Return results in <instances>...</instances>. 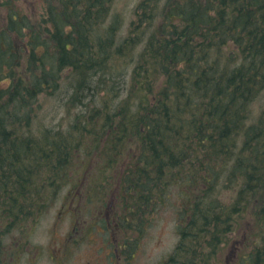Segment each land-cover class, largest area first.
Returning <instances> with one entry per match:
<instances>
[{
	"label": "trees",
	"instance_id": "obj_1",
	"mask_svg": "<svg viewBox=\"0 0 264 264\" xmlns=\"http://www.w3.org/2000/svg\"><path fill=\"white\" fill-rule=\"evenodd\" d=\"M112 1L0 0L1 234L8 224V231L15 221L24 224L36 198L68 176L71 154L87 138L77 118L65 131L36 132L40 97L58 93L68 74L75 79L70 103L88 92L99 96L104 79L113 90L123 76L108 62L130 54L140 59L138 77L122 103L131 114L114 141L134 146L122 169L131 193L129 201L122 197L126 220L150 212L162 187H179L190 209L182 211L187 222L177 251L162 264H221L237 224L249 215L254 225L264 222V109L253 120L250 113L264 92V0H182L165 8L159 25L158 0H143L145 14L124 41L122 17H110ZM113 149L115 163L121 156ZM112 179L100 195H109ZM221 185L236 191L229 203L216 195ZM4 248L0 264H14L4 262ZM247 258L263 263L264 248Z\"/></svg>",
	"mask_w": 264,
	"mask_h": 264
},
{
	"label": "rangeland",
	"instance_id": "obj_2",
	"mask_svg": "<svg viewBox=\"0 0 264 264\" xmlns=\"http://www.w3.org/2000/svg\"><path fill=\"white\" fill-rule=\"evenodd\" d=\"M142 1H112L110 17L119 14L123 19L119 32L121 41L126 39L145 14L144 9L140 8ZM180 1L182 0H158L156 23L160 24V15L165 8H172ZM140 30L144 31L145 26L140 25ZM145 46L143 43L139 52ZM129 55L118 57L120 60L112 57L108 62L111 70L123 76L116 82L113 90L108 91L107 84L110 85L111 82L104 79L105 90L99 96L92 97L88 92L82 99L84 103H70V94H75L71 85L75 79L73 74H68L69 81L64 83L58 93L53 97H40L39 103L42 107L34 125L36 132L42 126L65 131L77 118L83 121L85 130L88 129L87 138L82 141V148L74 149L71 154L70 166L66 170L68 176L61 178L60 182L56 179L55 185L52 182L53 188H47L46 192L41 193V198L35 197L36 208H30L33 211L23 221L24 224L20 225L22 221H15L10 231L7 229L9 224L2 231L4 235L0 231V248L5 246L2 249L6 253L3 257L5 263L11 262L10 257L14 264H112L108 253L113 249L114 243H117L116 247L129 243L130 251L123 254L125 258L122 264H162L177 251L181 243V231L187 222L182 211L186 209L185 206L188 207V213L190 209L188 201H185L186 197L182 199L179 187H162L163 198L153 204L150 212L137 220H126L129 218V209L123 203L122 197L129 201L131 193L127 191L128 183L123 188L122 169L123 165L131 163L133 154L128 152H133L129 150L134 146L132 143L115 145L114 141L121 138L116 130H121L120 124L126 123L127 115L131 114L130 109L127 112L123 110L122 103L130 99L133 86L131 75L137 69L140 59L137 55L131 59ZM91 109L97 115L93 123L86 119ZM263 109L264 92L251 105V119L258 117ZM38 124L42 125L37 127ZM115 147L119 148L117 154L121 157L115 158V163H112L110 156ZM106 171V179L101 180ZM110 176L113 178L110 181L111 189L114 190L113 199L106 194L100 195ZM101 181L104 184L100 187ZM70 182L74 184L71 188ZM217 188L221 192H216V195L223 203H229L236 192L223 185ZM69 192L71 196L74 194L76 202L72 198L68 199ZM88 192L93 194L95 201L87 199ZM42 198L45 200L42 201ZM121 216H125L124 222L120 220ZM248 219L236 225L240 227L239 231L232 234L229 243L224 245L225 251L220 252V256L225 259L221 264H246L250 252L264 248L263 218L258 225L253 224L250 215ZM25 223H28L27 226ZM4 226L3 224L2 227ZM76 228H81V231L74 236ZM115 229L117 236L114 235ZM74 238H77L78 243L74 242ZM128 253L132 258L130 263L125 261ZM0 255L2 256L1 252ZM260 264L264 262L261 260Z\"/></svg>",
	"mask_w": 264,
	"mask_h": 264
},
{
	"label": "bare ground",
	"instance_id": "obj_3",
	"mask_svg": "<svg viewBox=\"0 0 264 264\" xmlns=\"http://www.w3.org/2000/svg\"><path fill=\"white\" fill-rule=\"evenodd\" d=\"M137 72V70L135 69L134 72H133V75H131V80L134 81L135 80V77L137 76L138 77V74L135 73ZM67 91V90H66ZM68 92V91H67ZM69 93V92H68ZM70 94V93H69Z\"/></svg>",
	"mask_w": 264,
	"mask_h": 264
}]
</instances>
